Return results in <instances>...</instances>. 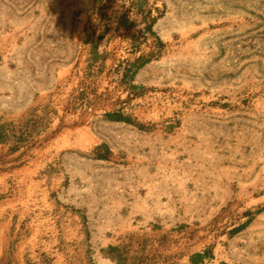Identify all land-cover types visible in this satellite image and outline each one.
Returning <instances> with one entry per match:
<instances>
[{"label": "rangeland", "instance_id": "obj_1", "mask_svg": "<svg viewBox=\"0 0 264 264\" xmlns=\"http://www.w3.org/2000/svg\"><path fill=\"white\" fill-rule=\"evenodd\" d=\"M124 263L264 264V0H0V264Z\"/></svg>", "mask_w": 264, "mask_h": 264}, {"label": "trees", "instance_id": "obj_2", "mask_svg": "<svg viewBox=\"0 0 264 264\" xmlns=\"http://www.w3.org/2000/svg\"><path fill=\"white\" fill-rule=\"evenodd\" d=\"M128 70H130V69H128ZM149 243H148V240H146V239H143L142 241H140L139 242V246L141 247V250H139V251H144L145 249H146V247H147V245H148ZM123 251H124V248H123ZM118 259L121 261V259L122 260H125V259H123V257L121 256V255H118ZM151 258H148V257H146V260H150ZM125 262V261H124ZM125 264V263H124Z\"/></svg>", "mask_w": 264, "mask_h": 264}]
</instances>
